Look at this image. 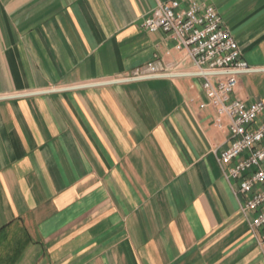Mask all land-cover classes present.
Returning a JSON list of instances; mask_svg holds the SVG:
<instances>
[{
    "label": "crops",
    "instance_id": "crops-1",
    "mask_svg": "<svg viewBox=\"0 0 264 264\" xmlns=\"http://www.w3.org/2000/svg\"><path fill=\"white\" fill-rule=\"evenodd\" d=\"M167 1L0 0V264H264L203 77L142 27ZM179 1L216 8L234 98L264 102V0Z\"/></svg>",
    "mask_w": 264,
    "mask_h": 264
},
{
    "label": "built area",
    "instance_id": "built-area-1",
    "mask_svg": "<svg viewBox=\"0 0 264 264\" xmlns=\"http://www.w3.org/2000/svg\"><path fill=\"white\" fill-rule=\"evenodd\" d=\"M142 27L151 33L162 32L176 43L203 77L208 106L216 110V124L227 129L230 145L220 152L218 161L224 176L236 181V194L243 197L241 214L260 245L264 244V102L251 104L234 98L237 74L251 68L241 49L224 27L213 5L192 2L182 8L179 0L158 3ZM168 75L158 61L139 67L130 79Z\"/></svg>",
    "mask_w": 264,
    "mask_h": 264
}]
</instances>
